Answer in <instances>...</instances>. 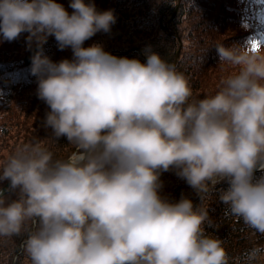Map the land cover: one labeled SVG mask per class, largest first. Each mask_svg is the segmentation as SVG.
I'll use <instances>...</instances> for the list:
<instances>
[{"label":"clouds","instance_id":"9594fccd","mask_svg":"<svg viewBox=\"0 0 264 264\" xmlns=\"http://www.w3.org/2000/svg\"><path fill=\"white\" fill-rule=\"evenodd\" d=\"M0 0V37L27 33L37 98L50 111L53 141L74 151L54 159L44 140L21 146L0 172V236L27 231L31 264H230L221 239L206 233L205 201L218 196L227 213L264 235V46L215 47L219 64L238 71L219 91L193 98L175 65L151 49L146 62L116 57L99 44L114 10L92 0ZM49 37L73 58L53 62ZM173 172L198 203L163 196ZM260 173V175H257ZM226 187H217L224 185ZM264 257L247 254L246 264Z\"/></svg>","mask_w":264,"mask_h":264},{"label":"trees","instance_id":"16d2710c","mask_svg":"<svg viewBox=\"0 0 264 264\" xmlns=\"http://www.w3.org/2000/svg\"><path fill=\"white\" fill-rule=\"evenodd\" d=\"M71 14V0H56ZM88 2V0H86ZM98 11L114 10L117 22L110 33H97L84 43V47L101 45L110 52L137 51L126 55H114L138 59L145 63V50L157 53L167 63L174 61L177 39L182 41V51L175 63L178 72L189 81L193 98L215 95L221 80L234 75L237 69L219 64L215 47L249 45L254 40L264 44V0H181L177 14L170 28L163 32L160 26L167 14L174 9L175 0H92ZM165 28V27H164ZM27 33L13 42L0 37V172L8 159L17 150L37 140L54 153V159H67L75 150L66 137L53 141L52 130L44 126L48 106L37 98V78L30 73L25 63V55L31 48L26 43ZM44 53L53 62L73 58L72 50L58 49L54 37H49ZM260 175V173H257ZM164 187L162 195L171 200L185 197L198 203L194 191L173 172L161 176ZM8 181L0 182V189ZM218 185L217 187H226ZM15 199V193H6ZM209 221L205 224L206 233L212 238L221 239L230 257V264H246L247 254L255 247L264 248V235H253L240 218L227 213V205L220 203L218 196L211 195L206 201ZM27 231L19 236H0V264H31L24 250ZM254 264H264V257Z\"/></svg>","mask_w":264,"mask_h":264},{"label":"water","instance_id":"95a60500","mask_svg":"<svg viewBox=\"0 0 264 264\" xmlns=\"http://www.w3.org/2000/svg\"><path fill=\"white\" fill-rule=\"evenodd\" d=\"M179 1L180 0H176V4H175V7H174V9L172 10V12L170 13V15H169V18H168V21H167V23H169L173 18H174V16H175V13H176V11H177V8H178V4H179ZM179 42V47H180V41H178ZM35 46L32 48V49H30L29 51H28V53L25 55V58H24V60H25V63L27 64V65H29L30 63H31V56L34 54V52H35ZM133 51H137L139 54H141L142 55V51H141V49H139V48H133V49H131L130 51H126V52H124V53H111V55H126V54H128L129 52H133ZM178 54H179V48L177 49V51H176V53H175V57H174V61H173V65H175V60L177 59V57H178ZM8 187H9V182H7L1 189H3V190H5V194L6 193H8V191H7V189H8Z\"/></svg>","mask_w":264,"mask_h":264},{"label":"rangeland","instance_id":"374dc122","mask_svg":"<svg viewBox=\"0 0 264 264\" xmlns=\"http://www.w3.org/2000/svg\"><path fill=\"white\" fill-rule=\"evenodd\" d=\"M180 2H181V0L179 1V4H178V8H179V5H180ZM175 4H176V0H175ZM174 7H175V5H174ZM178 8H177V11H178ZM177 11H176V13H175V16H176V14H177ZM169 15H170V13L169 14H167V16H166V20L163 22V23H161V27L164 29L163 30V32L164 33H167V31H166V29H168V28H170V24H171V22H172V20L175 18V16H174V18L169 22V23H167V21H168V18H169ZM165 27V28H164ZM174 33V37L177 39V47H176V50H175V53H176V51H177V49L179 48V54H178V57H177V59L175 60V63H176V61L179 59V57H180V53H181V51H182V41H181V39L179 38V36H178V34L176 33V32H173ZM178 41H180V47H179V42ZM32 49V48H31ZM124 52H126V51H124ZM124 52H122V53H124ZM28 53V52H27ZM111 53H120V52H110V54ZM174 57H175V55H174ZM145 60H146V58H144ZM162 194V193H161Z\"/></svg>","mask_w":264,"mask_h":264},{"label":"snow or ice","instance_id":"6c2138e0","mask_svg":"<svg viewBox=\"0 0 264 264\" xmlns=\"http://www.w3.org/2000/svg\"><path fill=\"white\" fill-rule=\"evenodd\" d=\"M261 46H264V44H261L259 40H254L250 42V47L252 51L258 50Z\"/></svg>","mask_w":264,"mask_h":264}]
</instances>
